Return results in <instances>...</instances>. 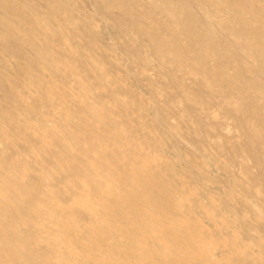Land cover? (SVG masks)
I'll list each match as a JSON object with an SVG mask.
<instances>
[{"label": "bare ground", "instance_id": "bare-ground-1", "mask_svg": "<svg viewBox=\"0 0 264 264\" xmlns=\"http://www.w3.org/2000/svg\"><path fill=\"white\" fill-rule=\"evenodd\" d=\"M0 264H264V0H0Z\"/></svg>", "mask_w": 264, "mask_h": 264}]
</instances>
